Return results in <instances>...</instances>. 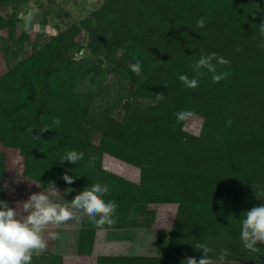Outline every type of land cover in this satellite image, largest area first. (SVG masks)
<instances>
[{
    "label": "trees",
    "instance_id": "16d2710c",
    "mask_svg": "<svg viewBox=\"0 0 264 264\" xmlns=\"http://www.w3.org/2000/svg\"><path fill=\"white\" fill-rule=\"evenodd\" d=\"M0 2L17 10L0 15L4 46L16 59L28 40L15 30L26 2ZM103 3L109 16H97L95 26L58 17L57 33L45 44L33 43L25 59L8 61L0 75V145L19 152L22 177L42 189L64 187L75 198L107 185L103 199L118 208L116 223L104 229L150 226L154 207L177 206L162 257H100L97 264L199 261L197 243L215 249L213 258L226 249L229 264H264V244L251 253L240 235L244 214L264 204V0ZM82 31L88 55L75 56ZM213 52L229 61L216 65V74L229 73L219 83L206 69L198 76L192 68ZM135 63L140 75L129 68ZM181 74L196 77L199 87L186 88ZM158 94L164 99L156 101ZM117 106L119 118L112 115ZM181 111L202 119L197 137L185 131L186 120L177 121ZM73 150L84 153L77 164L63 160ZM104 156L139 170V181L107 171ZM4 174L1 157L0 185ZM96 230L89 218L81 220L79 255L91 253Z\"/></svg>",
    "mask_w": 264,
    "mask_h": 264
},
{
    "label": "clouds",
    "instance_id": "9594fccd",
    "mask_svg": "<svg viewBox=\"0 0 264 264\" xmlns=\"http://www.w3.org/2000/svg\"><path fill=\"white\" fill-rule=\"evenodd\" d=\"M34 13H28L24 16V30L29 31L38 25H33L32 21ZM206 26L205 18L201 17L197 21V27L203 29ZM261 30L264 31V24ZM215 61L216 63H213ZM227 65L229 61L218 56L215 52L204 55L201 54L194 65L193 70L202 76L201 69H206L209 73H213L212 81L219 83L227 78L229 73L222 72L216 74V65ZM129 68L135 75L141 74V65L139 63L130 64ZM179 81L189 89L195 90L199 87V81L196 77L189 78L186 74L178 76ZM164 99L163 94L155 96L156 101ZM193 114L190 111H181L176 114L177 121H185ZM56 125L60 124V120L54 121ZM84 159L83 152L75 150L69 151L64 157V161L77 164ZM95 160L94 156L89 157L91 165ZM63 180L72 184L74 181L68 175L63 176ZM110 191L107 185L99 183L94 184L90 189L80 192L71 201V209L59 203H54L49 195L44 192L32 194L27 201L22 203V212L18 214L17 209L10 208L6 202H0V264H31L33 253L41 254L47 250V240L45 239V231L49 226H60L70 220L80 221L81 217L77 212H83L89 218V221L97 229H104L105 226L111 227L116 223V210L118 204L113 200L105 202L103 197ZM242 221L241 240L243 246L251 253H260L261 248L258 244H264V204L253 207L245 214ZM21 216L22 218H18ZM98 217V218H97ZM47 238L50 240L60 239L57 232L49 231ZM194 247L197 251H201L203 256L199 261L194 257H186L184 264H229L226 249H220L219 254L213 258L210 253H215V249L210 248L205 243H197ZM255 259L259 260V256ZM235 264V262H231Z\"/></svg>",
    "mask_w": 264,
    "mask_h": 264
},
{
    "label": "rangeland",
    "instance_id": "374dc122",
    "mask_svg": "<svg viewBox=\"0 0 264 264\" xmlns=\"http://www.w3.org/2000/svg\"><path fill=\"white\" fill-rule=\"evenodd\" d=\"M25 6L18 11L19 20L16 19L15 30L17 35L24 33L28 36V40L23 43L22 48L18 52L16 59L12 58L9 50L4 46L6 39V32L0 31V75H2L8 68V61L18 62L25 59L30 50V46L33 43L39 45L45 44L50 36L57 33L54 25L58 23V17L62 18L64 24L69 23H86L95 26V20L97 16L101 18H107L109 15L104 9V0H25ZM16 9L11 7H4L0 2V15L7 16L16 13ZM34 13L32 21L33 25H38L36 28H31L29 31L24 30V16L28 13ZM47 19V24H43V21ZM56 19V20H55ZM82 37L80 38V49L75 54L79 56L88 55V48L86 42V32L82 31ZM88 83L83 82V86ZM122 110L119 106L112 112V115L117 118L120 117ZM202 124V119L198 116L192 115L185 122V131L197 137ZM4 158L5 174L1 180L0 191L6 198L5 202L10 208L17 209L18 214L22 212V203L27 201L32 194L44 192L49 195L54 203H59L63 206L71 209V201L74 199L64 187L42 189L33 181L22 177V157L16 150H10L3 148L0 145V158ZM103 167L119 177L126 179L127 181H139L140 172L136 168H133L119 160H116L110 156H104ZM1 202V201H0ZM177 206L175 204L154 207L156 215L153 220V231H157V234L164 232L165 234L171 228ZM81 218L85 216L83 212H77ZM18 218H22L18 216ZM76 222V220H70ZM144 226V225H143ZM144 228V227H142ZM146 229V228H145ZM100 236L103 232L112 233V230H98ZM97 231V233H98ZM144 235L147 233V229L141 231ZM109 233V234H110ZM154 233V232H153ZM112 238L115 239V234H112ZM154 236V235H153ZM112 240V239H111ZM109 241L106 239V242ZM114 243V242H113ZM100 246L97 245L96 249ZM97 251V250H96ZM105 254V253H100ZM185 262V260H183Z\"/></svg>",
    "mask_w": 264,
    "mask_h": 264
},
{
    "label": "crops",
    "instance_id": "0c3cea01",
    "mask_svg": "<svg viewBox=\"0 0 264 264\" xmlns=\"http://www.w3.org/2000/svg\"><path fill=\"white\" fill-rule=\"evenodd\" d=\"M132 182L137 183L138 180ZM85 218L88 217L83 216L78 223L68 221L58 227L49 226V228L45 231V239L47 240L48 245L47 250L39 255L33 253L31 264H97L100 257L153 258L162 257L164 255L167 240L166 234L162 232L158 235L157 231H153V220L150 226H140L118 230L97 229L95 231L91 253L88 255H79L77 253V239L80 230V222ZM145 228L147 229V233L144 235L141 231L146 230ZM98 230H112L114 232H103L100 236V232ZM49 231L59 233L60 239H48L47 233ZM112 234H115V237L117 238L113 239ZM106 239L109 241L106 242ZM97 245L100 246L98 249H96ZM100 253L105 254L102 255ZM183 260L185 259L181 260V264H184Z\"/></svg>",
    "mask_w": 264,
    "mask_h": 264
}]
</instances>
